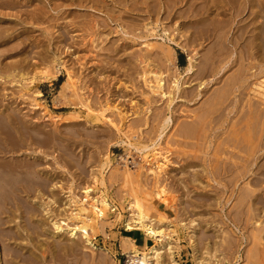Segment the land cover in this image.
I'll list each match as a JSON object with an SVG mask.
<instances>
[{"label":"bare ground","instance_id":"obj_1","mask_svg":"<svg viewBox=\"0 0 264 264\" xmlns=\"http://www.w3.org/2000/svg\"><path fill=\"white\" fill-rule=\"evenodd\" d=\"M22 1L0 0V81L17 76L19 80L26 79L23 77L26 75L24 63L27 61L28 64L30 58L23 45L31 37L23 35L19 30L26 25L34 26L44 20H50L51 12H60L61 16L68 11L66 8L101 12L106 26L112 22L123 23L130 31L136 25L131 13L150 16L163 12L167 15L166 18L177 16L188 20L187 24L193 36L190 42L193 45L202 42L199 46L203 54L198 66H194L192 58L188 60L185 71L192 75V81L197 82V88L183 91L182 96L188 99V102H195L199 98L203 99L213 86L222 84L202 101L205 106L194 112L191 121L183 125L181 133L185 139L200 140L206 128L210 127L209 136L202 145V148H205L202 158L206 169L204 172L209 180L211 178L225 190L224 193L228 192L224 198H219L222 199L221 210L223 209L222 214L226 218L227 206L231 201L229 198L231 195L228 196L231 193L229 188L231 184L244 181L247 177L249 158L250 156L254 158L258 152L254 151L256 131L259 128L261 137L264 128V0H148V3L147 0H59L61 4L52 5L50 8L42 0L36 1L38 5L33 6L31 12L16 10L21 8ZM183 2L187 6L186 10L178 11L177 7ZM50 3L49 1V5ZM197 5L199 8L196 9ZM118 7L119 12H116L114 9ZM9 10H15V13H8ZM23 13L26 14L25 18H22ZM68 14L70 15L71 11H68ZM57 27L61 28L60 25ZM74 27L75 24L68 23L61 28L63 31L57 34L56 48L59 49L64 44L69 28ZM94 28L92 26L88 30L91 32ZM43 32L40 37L49 41L52 36L47 30ZM92 35L94 33H90V36ZM96 36L100 39L99 32ZM106 40L105 36H101L100 45ZM206 42L209 43V47L205 50L202 46ZM38 55L45 66L37 72L38 74H33L26 90L30 91L33 85V92H30L36 97H41L37 90L40 82H52L57 79L58 69L64 70L66 81L62 88L70 93L71 98L79 99L80 113L90 119L93 125L107 124L119 137L123 136L122 142L127 145V150H134L140 156L143 166L148 168L144 173L140 172L137 182L145 176L153 184L154 190L150 199L139 195L133 189L122 193L118 198L120 210L127 213L126 216H122L114 208L115 200L110 197L107 190H104L105 184L102 177H98L101 176L99 171L91 173L92 182L82 189L81 194L84 196L81 197L85 199L78 197L73 193V187L83 176L84 170L80 161L74 160L71 168L59 165L58 168L45 167L40 162L47 159L57 161L53 155L55 148L60 142L59 150H65L63 153H66L65 141L68 139L46 131L45 128L41 130L34 123L21 119L15 108L0 103V264H90L85 255L75 262H68L66 259L76 253L78 245L75 240L78 236L86 248H93L95 234L105 226L110 217H114L123 229L120 257L128 258L134 264H180L176 258L179 257L183 246L178 234L170 223L161 218H152L149 211L153 200L168 207L162 185L168 180L165 176L170 171L168 166L172 165L170 151L163 149L158 143L137 146L132 142L135 136L122 134V127L129 116L116 107L113 108L114 113L106 106H100L98 111L92 110L87 102L81 100L66 63L60 62L59 65L57 62L60 58L50 55L46 47H43ZM197 55L196 52L194 57ZM143 59L140 60L141 63L160 62L159 66L166 70L165 64H173L176 57L172 48L161 47L158 53L150 52ZM126 69L129 70L130 67L124 68ZM161 71L148 69L144 74L153 77L147 83L148 85L152 83L149 86L150 93L162 98L168 97L170 107L180 89L179 83L176 80L175 86L165 91L162 79L164 73ZM229 71H232L233 75L223 80ZM151 103L148 98L146 105L150 106ZM33 107L42 108L44 114L48 113L45 106L40 103H35ZM49 118L54 119L51 116ZM163 122L164 126L159 127L161 134L169 123L167 118L164 121L162 119L160 125ZM211 124L213 126H210ZM189 145L194 147L193 143ZM65 157L63 154L59 155V158L66 162ZM194 159L195 156L188 155L181 167L183 169L190 167V161ZM109 165L110 160L107 157L101 162L100 169L104 171L103 167ZM124 169V182L132 183L133 174L126 169V165ZM238 170L243 172L236 173ZM250 171L249 169V173ZM67 176L71 182L64 181ZM197 178L190 176L185 178L184 183L198 182ZM255 182L259 184L260 180L256 179ZM58 189L61 193L65 190L69 193V196H66V202L72 208H69L71 209L69 214L57 216L54 214L57 204L62 201L57 199ZM252 211L255 212L254 206ZM252 219L257 231L262 232L264 228H261L260 216H254ZM47 222L53 230L49 243L46 239L40 240L47 232ZM197 226L199 225L194 220L181 224L186 230L183 243L192 252V264L240 262L239 254L229 262L216 256L208 244L206 255L199 254L195 231ZM222 226L229 231H237L239 227L234 223L232 225L222 223ZM136 231L150 239L148 246L142 250L137 248L133 239ZM67 235L65 240L64 237ZM122 263L121 258L117 260L110 258L104 264Z\"/></svg>","mask_w":264,"mask_h":264},{"label":"rangeland","instance_id":"obj_2","mask_svg":"<svg viewBox=\"0 0 264 264\" xmlns=\"http://www.w3.org/2000/svg\"><path fill=\"white\" fill-rule=\"evenodd\" d=\"M36 1L42 0H31V2H35L34 4H31L29 0H23L21 8L16 10L31 12L34 9L33 6L38 5ZM44 1L48 8L61 4L59 0ZM186 8L184 2L177 7L178 11H184ZM197 8H199L198 5ZM119 9L118 7L114 10L119 12ZM65 10L71 11V14L69 15L67 11L61 16L60 12H51L50 20H44L34 26L26 25L25 28L19 30L23 35L31 37L23 45L28 58H30L28 64L27 61L24 63V74L26 75L23 77L26 79L19 80L17 76L0 81L1 104L15 108V112L21 119L34 123L41 130L45 128L46 131L68 139L65 141L66 153H63L65 150H59L61 146L58 142L59 145L53 154L57 161L47 159L40 161L41 164L45 167L58 168L57 165H59L71 168L75 163L74 160L80 161L81 168L84 170L83 176L73 187V193L80 198L84 196L81 194L82 189L92 182L91 173L101 171V176H97L102 177L105 184L104 190H107L110 197L115 200L114 208L122 216L127 215L126 211L120 210L118 198L122 193L133 189L139 195L150 199L154 190L153 184L145 176L140 182H137L140 172L144 173L148 168L143 166L140 156L134 150H127V145L123 143V136L119 137L107 124L93 125L90 119L80 113L79 99L71 98L70 93L62 88L66 81L64 70L57 67L59 73L56 80L40 82L37 90L41 97L32 95L30 91L34 88L33 85H31L30 91L26 90L33 74H38L37 72H40L45 66L38 54L43 47H46L50 55L60 58V61L57 62L59 65L60 62L66 63L81 100L87 102L92 110L98 111L100 106H106L110 109L109 111L114 113L113 108H118L129 116L128 121L122 127V134L130 137L135 136L132 142L137 146L158 143L163 149L170 151L172 165L168 166L170 171L165 176V179L168 178V180L162 185L166 193L164 197L168 207L153 200L149 211L152 218H161L170 223L178 234L181 246H183L178 254L179 257L176 258L180 264H192V252L183 243L186 230L181 227V224L187 223L188 220H194L199 225L195 229L199 254L206 255V245L208 244L216 256L228 262L239 254L241 260L237 264H264V229L262 232L261 230L258 232L252 219L259 215L261 228H264V128L261 137L259 128L256 131L257 141L254 140V151L258 152L254 158L253 156L249 158L247 177L244 181L231 184L229 188L231 193L228 196L231 195L229 197L231 201L227 206L228 215L225 218L223 209L221 210L222 199L219 198H224L228 192L224 193L225 190L221 186L206 177L204 172L206 169L202 160L205 149L202 148V145L209 136L208 128L210 127L206 128L199 138L200 140L185 139L181 133L183 125L185 126L191 121L194 112L205 106L202 101L222 84L213 86L203 99L199 98L195 102H188V99L182 96L183 91L197 88V82L192 81V75L185 71L188 67V60L192 58L194 66H198L203 54L202 48L199 46L202 42L199 41L195 45L190 42L193 40V36H191L192 30L187 24L188 20L180 19L177 16L166 18L167 15L163 12L150 16L131 13V18L134 19L133 22L136 25L130 31L123 23L112 22L106 26L103 23L104 15L101 12L74 8ZM8 13L13 14L15 10H9ZM25 16L26 14L23 13L22 18ZM65 17L67 18L64 19ZM10 19L13 20V18ZM56 19L58 20L55 21ZM68 23L75 24V27L69 28L64 44L58 49L56 48L58 47L56 45L57 34L63 31L61 28ZM57 25H60L61 28L59 29ZM92 26L95 28L90 32L88 29ZM44 30H47L52 36L49 41L40 37ZM89 32L94 35L90 36ZM98 32L100 39L95 37ZM101 36L107 38L102 45H100ZM161 47H170L175 52L176 60L173 64H165L166 70L162 69V66H159L160 62L157 61L140 62L148 53H158ZM202 47L206 50L209 43H204ZM196 52L198 55L194 57ZM128 67H130L129 70H124ZM148 69L157 72L162 70L165 91L168 88L171 90L175 86L174 82L178 80L180 89L170 107L168 106V97L162 98L150 93L149 86L152 83L150 85L147 83L153 77L144 74V71H148ZM232 71L227 72L223 80L232 76ZM148 98L152 102L150 106L146 105ZM35 103L45 106L48 113L44 114L42 108L35 109L33 107ZM49 116L54 119H50ZM166 118L169 123L161 134L164 122L161 125L160 123L162 119L164 121ZM189 143H193L194 147ZM196 144L198 145L196 146ZM60 154L66 156V162L59 158ZM188 155L195 156V159L190 161V167L183 169L181 166ZM107 157L110 160V165L104 166L103 171L100 169L101 162ZM125 165L126 169L128 168L129 172L133 174L132 183L124 182ZM141 167L143 168L141 169ZM237 172L240 173L243 170ZM234 175L232 176L234 177ZM190 176L198 177L199 181L184 183L185 178ZM256 179L260 180L259 184L255 182ZM70 180L69 176L64 178L65 182ZM64 192L65 194H63ZM64 192L56 190L57 199L62 200L55 208L56 216L69 214L72 209L66 202V196H69V193L66 190ZM208 198L210 199L207 200ZM253 206L255 212L252 211ZM222 223L230 225L234 223L239 227L237 231H229L222 226ZM46 230L45 236H42L40 240L46 239V242L49 243L53 230L48 222ZM134 233L147 239V244L150 243L147 236L142 235L139 231ZM122 235L121 224L116 222L114 217H110L105 226L95 234L93 248H86L78 236L75 240L78 245L76 253L66 260L75 262L83 255L86 256L90 264H104L110 258L123 259L119 256ZM67 237L68 235L64 239L66 240ZM145 244V241H142L139 248L142 249Z\"/></svg>","mask_w":264,"mask_h":264},{"label":"crops","instance_id":"obj_3","mask_svg":"<svg viewBox=\"0 0 264 264\" xmlns=\"http://www.w3.org/2000/svg\"><path fill=\"white\" fill-rule=\"evenodd\" d=\"M133 239L136 241V245H137V248L138 249H140L139 248V245L141 244L142 241H145V243H146L143 248H145L146 246H148V244H147L148 240L147 239H144V238H141L140 236H137L135 233L133 234ZM142 249H140V250H142Z\"/></svg>","mask_w":264,"mask_h":264},{"label":"built area","instance_id":"obj_4","mask_svg":"<svg viewBox=\"0 0 264 264\" xmlns=\"http://www.w3.org/2000/svg\"><path fill=\"white\" fill-rule=\"evenodd\" d=\"M122 264H134L131 260L128 258L123 257V263Z\"/></svg>","mask_w":264,"mask_h":264}]
</instances>
